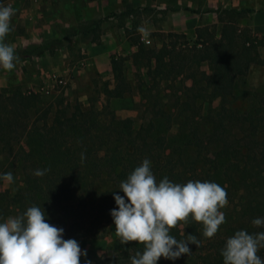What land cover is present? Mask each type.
Masks as SVG:
<instances>
[{
	"label": "rangeland",
	"instance_id": "1",
	"mask_svg": "<svg viewBox=\"0 0 264 264\" xmlns=\"http://www.w3.org/2000/svg\"><path fill=\"white\" fill-rule=\"evenodd\" d=\"M240 1L242 0L25 1L23 7L31 13L27 16V24L20 22V18L11 19L12 30L4 41L15 46L19 60L12 71L0 70V93L19 89L27 94H37L41 106L50 105L49 122L57 111L70 116L76 113L78 108L84 113L85 119H89V123L92 124L91 130L95 135L101 137L108 135L106 136L108 140L105 138L98 143V155L101 156L98 160L86 158L81 160L80 155L70 153L55 157L53 162L49 161L45 167L48 169L46 173H54L58 176L61 172L70 170L78 162L82 166V172L92 173L95 169L93 162L100 164L101 168L103 165L108 166V161L114 157L118 158V163L110 164V176L115 177L121 171L125 174L126 160L140 157L132 150L126 152L119 149L120 142L113 129L121 126L125 119H131L135 130L150 120L155 122L159 134L164 137L168 146L165 154L168 155L173 149L170 153L173 162L169 163L167 160V170L165 163L156 168V164L150 162L157 182L167 177L169 181L177 183L178 173L183 171L185 175L182 176L180 184H184L191 179L195 180L193 178L196 173L212 167L213 163L206 161L213 159V153L217 152L215 150L217 148L209 147V151L198 148L196 151V143L202 140L199 138L192 140L190 133L194 125H198L197 137L203 138L208 135L211 126L204 118L216 116L221 100L207 90L203 99L188 104V95L184 90L190 87L192 82L182 76L172 80H159L153 72V67L148 74V68L133 63L132 57L137 50L134 42L139 41L147 48L158 49L166 41L167 33H175L185 35L187 41L191 43L198 27L195 25L194 14H203L201 17H204V26L215 27L218 31L221 27L218 18L223 9H251L252 12L248 15L242 19L238 18V23L241 28L248 29L253 36L264 40V0H248V8L238 7L236 3ZM234 4L236 6H233ZM129 9L134 11L124 14ZM202 23L201 20L199 25ZM141 27H144L146 32H140L138 29ZM259 55L264 56L262 47L259 48ZM111 56L124 59L123 73L130 89L122 98L110 99L107 102L103 88L105 84L110 87L114 84L109 63ZM200 71L209 74L206 63L200 66ZM50 75H55L66 82L61 91L50 80ZM261 96H264V66L252 65L234 95L228 99L226 106L237 113H247L258 105ZM32 121L33 118L30 122ZM36 126H41V122H37ZM191 141L192 144L186 146ZM14 147L29 152L38 151L35 134L29 131ZM179 147L185 149L182 157L187 164L185 168L177 167L176 170V165L173 163L178 158L175 149ZM2 149L0 145V163L4 164L0 173L13 174L11 184L4 181L0 186V217L6 220L9 216H16V209L7 205L9 202L7 199L12 198L23 187L20 184L19 172L12 169L9 163L15 158L21 160L24 157L23 154L19 153L16 156ZM62 150L64 151V147ZM38 156L39 154H36L35 157H41V160L46 161L50 159L48 156L44 158L42 155ZM160 156L158 163L164 160L162 154ZM193 160L197 161L194 165ZM173 165L175 167L170 172V167ZM225 166L226 162L213 173V182L223 188L226 187L222 174ZM95 171L100 172L99 181L95 180L92 185L88 183V188L92 187L98 191L114 189V182L109 180L103 183V177L106 173L109 174L108 172L98 168ZM261 190L264 194V184ZM227 199L228 205L222 209L225 222L220 226L219 231L212 238H204L202 234L200 236L204 239L202 251H207L206 255L209 258L203 262L195 258L196 251H193V260L197 263L223 264L221 250L227 238L238 230H246L250 234L264 231V226L255 227L252 224L254 219L264 218V195L255 204L256 206L248 203L249 198L246 194L243 196V191L232 189L227 192ZM60 223V228L64 230L63 238L67 240L70 235L75 239L73 232L70 233L66 229L67 224L63 221ZM109 227L107 225L105 230H101L104 225L89 226V231H83L85 235L77 241L81 250H86L89 257L114 258V261L100 263L92 260L91 264H124L121 263L122 260L115 258L113 241L117 236L109 231ZM184 227V234L186 227L187 230L197 228L200 233L202 232V225L192 221ZM93 232L96 234L91 235ZM171 234L177 239L183 237L179 228L173 229ZM195 236L199 238L198 235ZM82 242L85 244L82 245ZM257 254L264 260V248ZM86 256L81 257L80 264H84ZM181 261V257L175 261L161 258L157 264H181Z\"/></svg>",
	"mask_w": 264,
	"mask_h": 264
},
{
	"label": "trees",
	"instance_id": "2",
	"mask_svg": "<svg viewBox=\"0 0 264 264\" xmlns=\"http://www.w3.org/2000/svg\"><path fill=\"white\" fill-rule=\"evenodd\" d=\"M6 0H0V3ZM134 10L129 9L124 14H130ZM218 21L221 27L218 31L215 27L202 26L196 28L194 39L189 43L185 35L167 33L166 41L158 49L147 48L143 43L136 41V52L132 60L136 65H142L148 68L150 74L152 67L159 80H172L179 76L190 80L191 86L184 90L188 95V104L194 103L195 100L203 99L207 90L213 96L221 100V105L215 117L207 116L211 126L208 135L203 138L198 136V125H194L191 130V139L199 138L202 141L196 143V151L203 148L209 151V147L217 148L213 153V159L206 163H213V166L206 170L196 173L192 181L199 180L213 182V173L226 162L222 170L227 192L233 190L243 191V196L249 198L248 203L256 206L259 199L264 195L261 187L264 184V96L258 99V105L247 113H237L226 106L228 99L236 92L239 83L246 77L248 70L252 65L264 66V56L259 55V48L264 49V40L253 36L248 29L241 28L238 18L242 19L251 9H223ZM182 39L183 41H180ZM112 79L114 84L110 87L105 84L103 94L108 102L110 99L122 98L130 89L127 80L124 77V59L114 56L109 60ZM206 63L208 73L200 71V66ZM39 105V106H38ZM76 113L65 116L62 112L57 111L49 122L50 105L45 107L40 105L37 94L24 93L16 89L12 92L0 93V145L2 150H7L9 154H23L24 159H14L9 163L12 169H16L21 176L20 188L12 198H8V206L16 209V216L22 215L28 207L40 206L44 212L48 223L61 227L60 222L67 224L66 229L76 236L78 241L84 236L83 231L88 232L89 226H103L105 230L109 225L112 233H115L111 210L116 208L113 195L114 191H119V185L127 179V176L138 167L144 159H148L156 168L165 163L167 170V160L173 162L170 153L165 154L168 148L163 136L159 134L157 124L148 121L147 124L141 125L137 130L133 129L131 119L122 121L121 126L116 127L113 131L119 140V149L123 151L132 150L139 157L128 159L125 163V171L118 172L115 177L110 176V164L118 163V158L112 157L108 166L99 167L97 163L94 168L104 172L103 183L109 180L114 182V189L98 191V189L88 188L95 180L99 181L100 172L93 170L92 173L82 172L81 164H75L70 170L61 172L58 176L54 173H45L43 176H35L36 170H44L49 161H54L55 157L62 155H84L88 160L99 159L98 143L108 135H95L91 130L89 119L78 108ZM159 114V113H157ZM159 115H163L160 113ZM31 118L33 121L30 122ZM41 122V126H36ZM31 126H33L31 128ZM32 131L36 136L38 151L29 152L16 148L19 140ZM237 135V136H236ZM71 140V141H68ZM108 140V138H107ZM192 141L186 144L191 145ZM64 147V151L62 148ZM108 148V147H106ZM188 147H186L187 150ZM178 158L173 163L179 169L185 168L187 161L183 159L182 152L185 149H175ZM159 152V153H158ZM161 152V153H160ZM36 154L42 155L43 158L48 156L49 160H41V157H35ZM162 154L164 160L158 163ZM100 156V157H99ZM205 158V157H204ZM79 159V158H78ZM166 159V160H165ZM206 160V158H205ZM79 161V160H78ZM197 161L193 160L192 164ZM0 169L3 170V162ZM158 164V165H157ZM170 167V172L175 167ZM201 168V167H200ZM5 170V169H4ZM204 171L206 173H204ZM7 173V172H6ZM86 173V174H84ZM177 183H181L182 172L178 173ZM4 173H0L2 177ZM176 176V175H175ZM4 180L0 178V186ZM99 188V187H98ZM123 196L122 192L118 193ZM108 202V203H107ZM4 218L0 217V222ZM98 230V229H96ZM96 232L91 233V235ZM198 235L201 245H189L191 254L181 256V264H196L194 261L193 251H196L195 258L206 262L209 258L204 249L200 236L202 232L194 228L185 230V235ZM180 237L179 239H183ZM67 239H74L68 236ZM82 245L85 242L81 243ZM113 250L117 260L127 264L130 258L137 252L143 251L135 243L122 245L118 237L114 238ZM103 262L114 261V258L100 259L99 257H89L86 261ZM207 264V263H197Z\"/></svg>",
	"mask_w": 264,
	"mask_h": 264
},
{
	"label": "clouds",
	"instance_id": "3",
	"mask_svg": "<svg viewBox=\"0 0 264 264\" xmlns=\"http://www.w3.org/2000/svg\"><path fill=\"white\" fill-rule=\"evenodd\" d=\"M14 9L0 5V70L12 71L19 57L15 46L5 43L10 33ZM146 32L144 27L138 29ZM85 157L82 154L81 160ZM48 169L36 170L43 176ZM4 181L11 184L13 174L5 173ZM113 195L116 208L110 216L115 235L122 245L135 243L143 246L130 264H157L163 258L175 261L191 254L189 245L199 247L197 236H185L184 226L190 221L202 225L204 238H212L225 222L222 211L228 205L227 192L218 183L189 180L174 183L164 177L157 182L148 159L136 167L119 185ZM122 192L123 196L118 193ZM253 226H264V218L252 221ZM179 228L183 239L171 234ZM63 229L47 222L40 206H31L22 215L9 216L0 222V264H80L81 250L75 239L63 238ZM264 248V231L250 234L238 230L227 238L221 250L223 264H264L257 254ZM86 264H91L86 261Z\"/></svg>",
	"mask_w": 264,
	"mask_h": 264
},
{
	"label": "crops",
	"instance_id": "4",
	"mask_svg": "<svg viewBox=\"0 0 264 264\" xmlns=\"http://www.w3.org/2000/svg\"><path fill=\"white\" fill-rule=\"evenodd\" d=\"M25 1H27V0H6V1L0 3V5H3V6H9L10 5L14 9V13H15L13 15L12 19L16 20V19L20 18V20H21L20 22H23L26 25L27 24V16L29 14H31V13H30V10H27L26 8L23 7V4H24ZM34 1H38L39 2L40 0H34ZM236 5L238 7L242 6V7H247L248 8V0H242V1L238 2V3H236ZM236 5L234 4L233 6H236ZM202 15L203 14H196V15L194 14V16H196V17H194V18H196L195 19V25H198V27L204 26V17H201ZM201 20H202L203 23L199 25ZM188 21H189V17H188ZM10 24H11V22H10Z\"/></svg>",
	"mask_w": 264,
	"mask_h": 264
},
{
	"label": "built area",
	"instance_id": "5",
	"mask_svg": "<svg viewBox=\"0 0 264 264\" xmlns=\"http://www.w3.org/2000/svg\"><path fill=\"white\" fill-rule=\"evenodd\" d=\"M50 80L56 84V87H58V89H63L64 86L66 85V82L63 79H60L59 77L55 76V75H50Z\"/></svg>",
	"mask_w": 264,
	"mask_h": 264
}]
</instances>
